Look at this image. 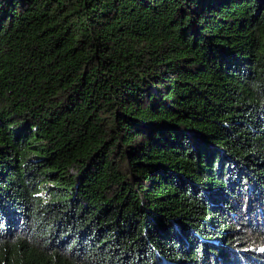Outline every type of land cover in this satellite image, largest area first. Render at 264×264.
Listing matches in <instances>:
<instances>
[{
  "label": "trees",
  "instance_id": "obj_1",
  "mask_svg": "<svg viewBox=\"0 0 264 264\" xmlns=\"http://www.w3.org/2000/svg\"><path fill=\"white\" fill-rule=\"evenodd\" d=\"M0 264H264V0H0Z\"/></svg>",
  "mask_w": 264,
  "mask_h": 264
}]
</instances>
